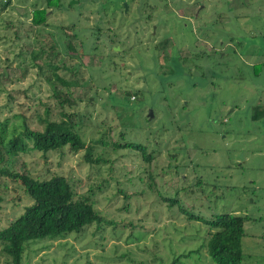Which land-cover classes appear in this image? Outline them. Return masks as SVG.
<instances>
[{
  "label": "rangeland",
  "instance_id": "obj_1",
  "mask_svg": "<svg viewBox=\"0 0 264 264\" xmlns=\"http://www.w3.org/2000/svg\"><path fill=\"white\" fill-rule=\"evenodd\" d=\"M34 7L47 10L44 24L31 23ZM257 106L264 0H0V120L41 129L45 117L68 114L98 159L64 146L0 165L39 180L61 175L103 216L29 242L20 264H169L189 251L177 264H215L206 224L179 209L245 217L241 262L264 264ZM124 142L150 158L113 144ZM0 187L1 229L31 200L18 180L2 176Z\"/></svg>",
  "mask_w": 264,
  "mask_h": 264
},
{
  "label": "trees",
  "instance_id": "obj_2",
  "mask_svg": "<svg viewBox=\"0 0 264 264\" xmlns=\"http://www.w3.org/2000/svg\"><path fill=\"white\" fill-rule=\"evenodd\" d=\"M44 1L46 7L59 6V0ZM46 13L44 7H34L30 14L31 23L36 26L44 24ZM67 47L71 49L70 45ZM56 78L60 80L59 77ZM255 108L252 118L264 117V107ZM64 115L66 118L59 120L45 117L41 129L31 128L24 122L20 130H16L14 127H7L6 119L0 120V164L19 152L32 149L44 155L48 151L61 150L64 146L70 151L84 149L85 161L97 162V158H91L92 147L86 145L80 135L73 131V121L68 118V114ZM113 144L119 148L131 147L141 150L143 159L150 158V155L145 154L141 144L131 142ZM2 176L18 180L31 200L20 214L0 229V250L6 256L5 264H20L23 249L31 241L60 238L71 232L78 233L85 225L93 222L98 224L103 220V216L94 209L90 197L75 195L68 181L61 175L39 180L25 172H13L7 165H0V179ZM124 196L127 197L125 193ZM168 206L172 204L169 203ZM179 211L187 214L186 219L206 224L208 236L204 245L211 261L215 264H242L240 247L245 217L220 213L203 219L185 209ZM189 253L179 256L184 257ZM179 256L172 259L169 264H177Z\"/></svg>",
  "mask_w": 264,
  "mask_h": 264
},
{
  "label": "water",
  "instance_id": "obj_3",
  "mask_svg": "<svg viewBox=\"0 0 264 264\" xmlns=\"http://www.w3.org/2000/svg\"><path fill=\"white\" fill-rule=\"evenodd\" d=\"M72 2V1H71ZM125 3L123 2V7L125 8ZM147 116H149V117H151L152 116V112H151V110L149 109L148 111H147Z\"/></svg>",
  "mask_w": 264,
  "mask_h": 264
}]
</instances>
